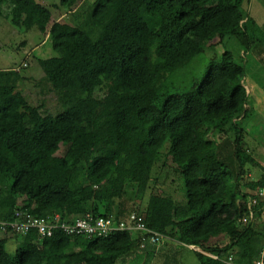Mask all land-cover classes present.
I'll return each instance as SVG.
<instances>
[{"label":"trees","instance_id":"trees-1","mask_svg":"<svg viewBox=\"0 0 264 264\" xmlns=\"http://www.w3.org/2000/svg\"><path fill=\"white\" fill-rule=\"evenodd\" d=\"M248 1L61 0L72 22L49 26L46 4L0 0V18L52 41L57 55L38 63L60 109L49 111L46 100L30 103L20 88L28 80L21 67L0 70V220L15 221L23 210L59 214L61 223L93 213L119 224L137 213L165 236L141 249L139 233L128 229L106 237L61 228L43 237L32 229L16 234L22 240L12 254L13 235L0 232V264H129L166 240L193 248L200 264L258 260L260 211L241 223L264 183V164L241 123L249 115L245 63L225 48L201 79L183 87L173 81L207 47L227 39L245 54L264 55V34ZM85 17L102 25L98 35L83 28ZM168 166L180 198L152 191L157 171ZM130 190L147 196L144 208L130 210ZM223 236L228 241L221 244Z\"/></svg>","mask_w":264,"mask_h":264},{"label":"rangeland","instance_id":"rangeland-1","mask_svg":"<svg viewBox=\"0 0 264 264\" xmlns=\"http://www.w3.org/2000/svg\"><path fill=\"white\" fill-rule=\"evenodd\" d=\"M37 1L46 4L53 12L49 26L55 21L72 22L71 14L61 6V0ZM88 1L93 3L94 0ZM247 8L264 34V0H250ZM81 23L86 31H91L94 35H98L102 28L99 22H94L90 17L83 18ZM217 42H219V39L214 41V43ZM225 48L233 51L236 59L245 63L247 72L245 82L249 93V115L241 123L248 130L247 139L251 149H253L255 156L261 163L264 164V60L261 59L264 55L258 56L250 51L245 54L244 51H240V47L234 39H227L223 43L217 44L214 49L207 47L188 66L175 72L173 81L183 87L195 77L201 79L212 58L215 55L220 56ZM55 55H57V52L53 49L52 41L47 34L41 33L37 28L26 30L16 27L10 19L0 18V70L20 69L21 67V75L28 77V80L24 81L20 88L28 97L30 103L38 105L46 100L47 109L54 113L60 110L57 96L50 91L51 86L45 80L47 77L38 63V59ZM24 63H28V67L24 68ZM168 172H170V177H167ZM172 172V167L159 169L157 171L159 182L152 191L161 193L163 189L172 190L174 195L180 198L181 192L177 187L178 183L173 180L176 176ZM127 198L130 202L129 208L131 211L134 207L135 210L139 206L144 208L147 202V196L142 198L131 190L128 192ZM9 239L13 240L8 242L7 249L14 254L22 238L13 235ZM226 241H228L227 236L221 237V244ZM128 262L129 264H200L193 248L174 240H166L157 252L139 251L135 257L128 259Z\"/></svg>","mask_w":264,"mask_h":264},{"label":"built area","instance_id":"built-area-1","mask_svg":"<svg viewBox=\"0 0 264 264\" xmlns=\"http://www.w3.org/2000/svg\"><path fill=\"white\" fill-rule=\"evenodd\" d=\"M249 199V213L242 219V225H246L257 218L260 211V220L264 230V183L259 186ZM57 228H61L70 235L106 237L116 230L128 229L134 233H139L140 248L145 249L148 245H159L165 240V236L157 231L149 229L145 223V217L137 213H132L119 224H115L112 218L98 216L93 213L80 215L74 223L60 222V215L54 217H40L27 211L17 210L16 220L6 222L0 220V232L4 235L26 234L32 229H36L41 236H52ZM199 249V248H196ZM200 250V249H199ZM233 260V255L229 261ZM253 264H264V237L260 257Z\"/></svg>","mask_w":264,"mask_h":264},{"label":"crops","instance_id":"crops-1","mask_svg":"<svg viewBox=\"0 0 264 264\" xmlns=\"http://www.w3.org/2000/svg\"><path fill=\"white\" fill-rule=\"evenodd\" d=\"M10 237H12V236H10ZM10 240H13V239H9V241ZM161 246H158L156 249H155V252H157L158 251V249L160 248ZM129 263V262H128Z\"/></svg>","mask_w":264,"mask_h":264}]
</instances>
